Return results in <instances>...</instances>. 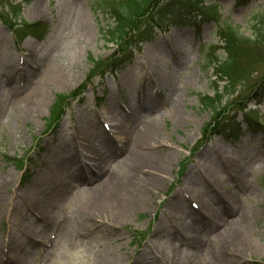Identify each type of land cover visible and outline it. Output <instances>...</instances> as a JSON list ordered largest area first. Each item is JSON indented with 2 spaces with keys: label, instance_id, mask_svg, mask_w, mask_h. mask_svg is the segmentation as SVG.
<instances>
[{
  "label": "rangeland",
  "instance_id": "374dc122",
  "mask_svg": "<svg viewBox=\"0 0 264 264\" xmlns=\"http://www.w3.org/2000/svg\"><path fill=\"white\" fill-rule=\"evenodd\" d=\"M200 1V8L191 7L199 12L191 13L195 24L174 25L167 19L166 28L156 29L150 42L134 49L131 61L119 63L134 39L128 36L119 47L106 41L102 30L110 29L113 19L97 0H7L16 9L11 11L10 6L7 13L4 7L3 20L11 18L15 28L40 22L48 33L43 41L25 34L18 37L0 22V177L8 176L2 192L6 203L0 208V264H212L223 237L239 235L247 249L235 264H264V134L254 122H248L253 124L249 130L239 114L264 123V95L254 88L264 77V42L245 52L248 67L239 72L234 88L227 87V80L215 83L207 58L210 49L219 63L226 60L216 36L219 19L249 37L255 20L264 25V0ZM158 9L141 18L136 28L156 17ZM92 61L103 64L95 68ZM52 69L57 84H52ZM106 70L87 82L89 75ZM34 89L43 97L37 103L25 98L29 110L21 112L18 100ZM214 90L239 91L234 99L224 95L219 118L199 102V96H212ZM143 91L152 97L147 99L150 105ZM60 95L69 97L64 115L55 128L46 129ZM109 103L127 120L122 121L121 132L113 130L121 142L104 170L114 173L115 182L120 178L132 183L131 175L149 181L145 174L152 170L134 171L135 163L125 160V150L133 143L138 153H154L163 169L154 171L158 183L139 185L141 193L134 186L114 195L109 190L110 214L102 217L91 206L88 191L100 184L99 176L74 181L75 163L59 170L55 162L61 148L86 140V131H80L85 124L97 131L103 123L120 121L117 113L109 116L110 121L102 114ZM231 117L236 120L228 124L237 130L202 140L208 124L225 125ZM152 125L156 126L152 142L139 144L137 135L144 138ZM101 143L108 151V142ZM218 152L235 160L240 176L231 179L221 171ZM22 164L23 170L18 169ZM24 170L30 176L23 177ZM31 186L38 188L41 199L55 193L59 199L52 207L47 239L29 250L19 229L28 233L26 226L36 222L14 194L25 199L24 191ZM193 216L205 221L194 234L187 230ZM10 240L15 241L12 254Z\"/></svg>",
  "mask_w": 264,
  "mask_h": 264
},
{
  "label": "bare ground",
  "instance_id": "6f19581e",
  "mask_svg": "<svg viewBox=\"0 0 264 264\" xmlns=\"http://www.w3.org/2000/svg\"><path fill=\"white\" fill-rule=\"evenodd\" d=\"M29 56H31V53H28ZM26 55V57L29 59V56ZM26 61V60H24ZM17 72V70H15ZM50 75L53 77L52 78V84H57V78H56V73L55 70H50ZM142 93V92H141ZM143 93L146 95L144 98L147 102L148 105L152 103V101H147V99L152 98L150 95H147V92L143 91ZM30 97L31 101H35L37 103L40 99V97H43V94L41 93V90H32L31 93L23 98L21 100H18L21 108V112H28L29 108L24 104V99ZM31 104V103H30ZM172 114L175 116H178L175 108H172ZM117 113L119 115V120L118 123L115 121H110L109 116ZM102 114L105 115V118L110 121L109 128L112 130H120V128L123 126L124 122L123 120H127V117L124 115L122 116L121 113H118L117 107L114 106L112 103L107 104L103 110ZM99 129L97 131H90L89 126L85 124L83 128H80V131H86V140L83 142H74L70 146H66L60 149L58 152V157L55 162V165L57 166V169H67L68 167L70 168L71 164L75 165L73 168L77 171V176L79 177H85L87 175H90L93 178H97L99 176L100 184H97L95 188H91L88 190L93 198V203L91 206L95 209V212L99 216H104L108 217L110 214V208H111V199H110V192L111 191L112 195L116 193L117 191H123L126 189H133L135 187V191L137 190L138 193L143 192L142 189L139 187L140 184L143 182L148 181V179L140 180L138 177L135 175H131V180L135 183H129V182H123L120 180H116V177L114 178V173H110V171H105L104 170V165L108 162L109 157L116 151V141H112L109 138L110 132L108 133L106 130ZM95 132V134H94ZM107 132V133H106ZM156 132V126L152 125L150 128L147 129L144 138L140 135V133L137 135V139L139 144H145L146 146L149 145L152 140L154 139ZM95 135V136H94ZM140 135V136H139ZM94 137V140H91V138ZM121 140V139H119ZM101 141H107V143L110 147V153H102L100 150L101 146ZM100 142V143H99ZM136 146V143H133L132 147H128L127 150H125V160H128L129 162L135 163V168L134 171L140 172V170H152V172H149L148 175L149 177V183L152 185H155L158 183V180L156 178L155 172L154 171H161L163 169L162 166H157V157L154 153H138L136 150H133L134 147ZM122 147L126 148L127 143L126 139L124 138ZM151 147V146H150ZM216 152V151H215ZM167 158V157H166ZM82 160H92L94 163V166L92 168H86L87 170L85 171V165H83ZM216 160L217 163L228 177L231 179H235L236 176L241 175V170H236V166L234 165L235 160L232 157H228L225 153L218 152L216 154ZM97 167V172L93 171L91 169H94ZM235 169V170H234ZM158 173V172H157ZM138 176V175H137ZM211 176V174H210ZM209 176V180L212 178V176ZM205 177H208V173L205 172ZM8 176L0 177V208L3 207V205L6 203V199L4 198V195L2 192L5 189L6 186V181H7ZM204 180V179H203ZM98 181V180H97ZM127 181V180H126ZM96 183V182H95ZM93 184V186L95 185ZM134 186V187H133ZM36 186H31V188H28L26 191H24L25 199H21L19 196L15 197L17 198L18 202H21V205L23 208L28 210L30 213V216L34 218V221L36 222V225L32 226H26V230L28 233H23L22 229H19V235L20 239H24L26 242V245L28 249H36L37 247L41 246L42 242L47 239L45 238V235L47 236L48 234L46 233L49 230V222L51 219V215H53L52 207L55 202L58 201L59 196L58 193L53 194L45 199H41L38 197V192H37ZM134 190V189H133ZM29 201L31 202L29 204ZM24 204L26 206H24ZM27 207V208H26ZM29 215V214H28ZM204 219L198 217V216H193V224L191 226L187 227V230L194 234L196 232V229L198 228H203L204 224ZM65 232V228L62 227L59 231V235H63ZM220 234V233H219ZM62 237V236H61ZM193 237V241L196 240V238ZM48 244V243H47ZM46 244V245H47ZM15 245V241L10 240V245H9V253H13V246ZM243 240L242 237L239 236H234L233 238L231 237H223V243L220 246L219 252L215 253V261L212 264H235L237 263V258L239 255L243 254L244 251L247 249L246 246H243ZM8 248V244H7ZM230 250H234L228 255V252ZM210 253L213 254V250L210 248ZM8 260V256H4ZM10 261V260H8ZM2 262V260H1Z\"/></svg>",
  "mask_w": 264,
  "mask_h": 264
},
{
  "label": "trees",
  "instance_id": "16d2710c",
  "mask_svg": "<svg viewBox=\"0 0 264 264\" xmlns=\"http://www.w3.org/2000/svg\"><path fill=\"white\" fill-rule=\"evenodd\" d=\"M98 7L105 13H110L113 19V26L110 29L102 30V34L105 37L108 43H112L116 47H119L124 42L129 39V35L131 38H136L135 43H140L142 41H146L144 36H149V32H151L155 27L160 26V23L164 21L165 15L177 16L181 14L187 18V14L182 10L187 7L199 6L202 4L200 0H98ZM4 6L7 7V13L10 10V6L7 3V0H0V18L2 10L4 11ZM9 8V10H8ZM156 8H159L157 16L152 18L151 21H147L146 24L141 25L142 29L136 28V24L138 21L143 18L145 15L149 16L150 12L154 11ZM11 11H14L16 7L11 6ZM184 13V14H183ZM7 15V14H6ZM6 17V16H5ZM11 18L4 20L5 23L12 27L11 23L8 21ZM255 24L253 25L252 34L249 37H244L237 27L231 26L229 24L224 23V25L219 29L218 35L223 42V50L226 55V60L222 63L216 61L212 63L214 75L216 77L217 82H225L228 81L227 87L230 88L231 85L234 88L238 85L237 80L239 72L242 69H246L248 66L245 65V52L249 49L258 45L259 43L264 42V25L262 22H257L255 20ZM42 25L40 23L35 24H25L24 30L30 33L35 34L38 29ZM134 33V34H132ZM40 38V37H39ZM129 48H131V42L129 44ZM130 49V54H131ZM97 65V62H94V66ZM222 76L223 78H220ZM233 83V84H232ZM226 86V85H225ZM254 88H257V92H261L264 95V77L262 79L259 78L255 84ZM239 91L233 90L231 93H224L214 90L212 96H200L199 102L205 109L209 110L212 115L216 116V118L220 117V105L223 100L224 95L227 97H231L234 99V95L238 94ZM58 101H63V97L59 96ZM244 108V107H243ZM242 108V109H243ZM55 111L52 113V119L55 117L58 109H54ZM227 119V121L232 120ZM226 125H217L208 124L205 128V132L209 134L216 133L220 130H228L225 127Z\"/></svg>",
  "mask_w": 264,
  "mask_h": 264
}]
</instances>
